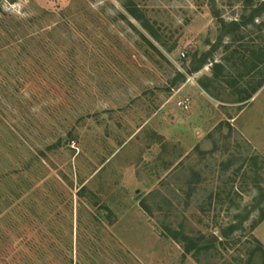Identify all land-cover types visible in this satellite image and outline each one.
<instances>
[{
    "label": "rangeland",
    "instance_id": "obj_1",
    "mask_svg": "<svg viewBox=\"0 0 264 264\" xmlns=\"http://www.w3.org/2000/svg\"><path fill=\"white\" fill-rule=\"evenodd\" d=\"M126 1L0 0V264H248L264 248V83L242 102L199 84L213 62L253 69L263 0H133L158 40ZM220 19L240 23L221 40ZM262 78L259 63L239 85ZM174 230L210 246L186 253Z\"/></svg>",
    "mask_w": 264,
    "mask_h": 264
},
{
    "label": "trees",
    "instance_id": "obj_2",
    "mask_svg": "<svg viewBox=\"0 0 264 264\" xmlns=\"http://www.w3.org/2000/svg\"><path fill=\"white\" fill-rule=\"evenodd\" d=\"M263 6H264V0L262 2ZM261 4V6H262ZM124 9L125 11L132 16L135 20H137L141 27L143 29H145L147 32H149V34L158 40V36L156 33V30H154L153 26L150 24L149 19L147 18L146 14H145V10L143 8H141L140 6H138V4L135 3V1L133 0H128L126 1L124 4ZM264 8V7H263ZM260 13V8H256L255 9V14ZM219 22L222 23L223 27L221 29L222 34L219 37V40H221L222 37H224L227 33L231 32L233 29L238 28V26L240 25V23H237L236 20L230 22L229 24L224 22L223 19H220ZM242 37V36H241ZM228 49V45L226 46ZM258 51H256V48H252L249 52L253 53V55L255 56V58L257 59V62H252V70L248 71V69L242 71L237 77H231L229 76V74L225 73L223 75H221L220 71L223 69L224 65L221 62H213L212 63V75L210 77H204L199 79V84L215 99H218V93L213 92V90H211L209 88V85H212L215 88H225V84H227L231 89H232V94H236L238 97L236 99V102H242V101H246L248 100L250 97H252V95L257 91V89L259 87H261L264 83V78H262L261 80L257 81L255 84H252L251 82L248 83L247 86H240L239 83H242L241 81L239 82V79H242L243 77H245L246 75H250L252 74V71L256 70V68H258L259 63L261 65L264 64V47H257ZM236 51V54H238V59H239V63L241 64V66H247V60L246 59V54L244 53L245 51H240L238 49H234L232 51H230V55L232 56L233 53ZM230 56H227L224 59H228ZM206 59L207 57L205 55H203L197 64V67H201L202 65H204L206 63ZM206 79V82L204 81ZM208 82L210 84H208ZM244 83V82H243ZM215 85V86H214ZM251 159H255L254 157H251ZM231 160V159H229ZM230 163V161H229ZM259 191L257 196H255L253 198V201H255V203L253 204H259L260 201L264 198V190L261 187H258ZM253 207H255L253 205ZM249 216V212L248 214H246ZM247 217V216H246ZM264 219V209L260 210V215L259 217L254 220L252 222V226L258 224L260 221H262ZM237 226H240L239 222L236 223ZM235 224L230 225L228 228L223 229V234L227 235V233L232 232L236 229ZM173 238L177 239V240H181L184 241V250L186 253H189L191 251H195V250H199V249H204L207 248L208 246H210V244H207V241L205 239H195V238H191L187 235H185L183 232L180 231H176L174 230V232H171L170 234ZM2 236L0 235V238ZM254 241L256 242V247L250 252V258L248 259V264L251 262L253 255L258 254L259 255H264V248L261 245V243L254 238ZM213 246V245H212ZM257 252V253H256ZM70 263H72V260H70Z\"/></svg>",
    "mask_w": 264,
    "mask_h": 264
},
{
    "label": "built area",
    "instance_id": "obj_3",
    "mask_svg": "<svg viewBox=\"0 0 264 264\" xmlns=\"http://www.w3.org/2000/svg\"><path fill=\"white\" fill-rule=\"evenodd\" d=\"M179 105H181L182 108H185L186 109L189 106V100L186 98V99H184L182 101H179Z\"/></svg>",
    "mask_w": 264,
    "mask_h": 264
}]
</instances>
